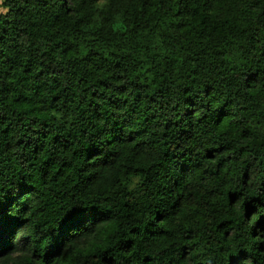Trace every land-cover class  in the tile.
<instances>
[{
  "label": "clouds",
  "instance_id": "9594fccd",
  "mask_svg": "<svg viewBox=\"0 0 264 264\" xmlns=\"http://www.w3.org/2000/svg\"><path fill=\"white\" fill-rule=\"evenodd\" d=\"M4 216L0 264H264V0H0Z\"/></svg>",
  "mask_w": 264,
  "mask_h": 264
},
{
  "label": "trees",
  "instance_id": "16d2710c",
  "mask_svg": "<svg viewBox=\"0 0 264 264\" xmlns=\"http://www.w3.org/2000/svg\"><path fill=\"white\" fill-rule=\"evenodd\" d=\"M78 216H79V213L75 211L69 214V216L63 222V226L64 227L77 226L76 222H77ZM0 223H2L3 230L7 233L19 227L21 222L15 219H8L6 216H4L2 221H0ZM5 248H6V245L4 247H0V251L5 250Z\"/></svg>",
  "mask_w": 264,
  "mask_h": 264
}]
</instances>
